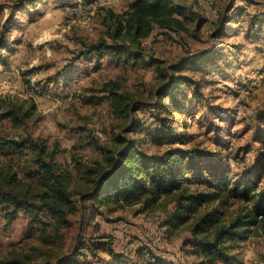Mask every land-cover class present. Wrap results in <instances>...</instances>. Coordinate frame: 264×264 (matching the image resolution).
Listing matches in <instances>:
<instances>
[{
    "label": "rangeland",
    "instance_id": "obj_1",
    "mask_svg": "<svg viewBox=\"0 0 264 264\" xmlns=\"http://www.w3.org/2000/svg\"><path fill=\"white\" fill-rule=\"evenodd\" d=\"M17 1L0 0L1 30L10 28L6 21L10 7ZM77 1L37 0L35 4L26 5L27 9L38 7L32 12L33 20L29 21L21 11L15 13L18 26L13 23V29L7 34L20 41L13 63V69L18 72L17 75L9 72L0 80V102L11 97L35 103L36 111L27 124V133L44 139L51 148L57 147L55 160L70 172L68 183L73 204L67 215L71 225L55 228L50 227L53 220L45 214L19 213L15 220L7 222L0 212V264H10L11 260H19L20 264L55 263L61 255L78 248L77 251L84 252L94 264H109L112 257L105 251L90 253L89 246L93 248L100 241L121 253L123 264H154L156 261L197 264V259L184 251L183 239L188 234H169L160 225L159 218L165 215L160 208L146 210L134 204L109 212L90 204V200L81 199L91 188L92 177L96 176L86 174L83 165L98 168L104 162L102 148L111 147L116 134L135 138L148 153L159 154L165 148L146 128L127 131L133 120L116 115L109 100L103 98L102 89L104 84L113 81L120 85V92L128 94L129 100L148 103L160 82L159 73H168V66L177 65L186 50L192 52L211 43L224 53L235 49L237 58H231L234 62L229 69L204 75L206 71L190 68L185 73L203 77L202 88L208 106L188 98L181 111L162 112V115H169L176 133L184 136L186 146L180 144V147H194L203 154L207 166H222L243 184L263 187L264 41L262 35L252 41L243 31L246 13L258 14L264 0H252L249 5L235 0L231 11L237 12V6L244 5L245 14L239 24H230L232 28L219 40L209 35L214 28L212 24L229 0H204L203 7L197 0H174L193 7L196 12L201 8L206 22L198 31L195 22L188 21L185 33L153 34L142 42L144 58L137 63L93 58L73 61L84 44L105 37V27L101 24L103 11L99 9L111 8L120 13L132 0H95L89 20L66 13L65 6ZM33 70L36 72L27 76ZM62 75H72L73 79L64 83ZM33 86L35 93L30 96L29 89ZM72 90L74 95L68 98ZM150 114L147 108H141L132 113V119L149 124L153 122ZM24 133L23 128L14 127L7 119L0 120V135L10 138ZM24 160L0 150V166L9 165L12 171H18L19 178L27 181L21 171ZM82 204H88L84 213ZM237 259L236 264H264V225L260 221L251 228L247 239L240 242Z\"/></svg>",
    "mask_w": 264,
    "mask_h": 264
},
{
    "label": "trees",
    "instance_id": "obj_2",
    "mask_svg": "<svg viewBox=\"0 0 264 264\" xmlns=\"http://www.w3.org/2000/svg\"><path fill=\"white\" fill-rule=\"evenodd\" d=\"M36 1L18 0L10 7L9 14ZM242 1L246 5L252 4V0ZM234 2L229 0L225 4L212 25L210 38L219 40L232 28L230 24L240 23L245 7L239 6L232 14ZM192 8L174 0H132L120 13L111 8H100L105 37L84 44L73 61L93 58L96 61L137 63L144 58L142 42L153 34L185 33L188 21H194L195 30H200L206 22L205 16L201 8L198 12ZM245 20V37L257 41L264 34V9L258 14L246 13ZM7 46L4 32L0 31V49ZM234 50L224 53L213 43L192 52L186 50L177 65L168 66V73H159L160 82L148 103L129 100L127 93L120 92L118 83L109 81L104 84L103 98L109 100L111 110L120 117L133 120L127 131L146 128L165 148L159 154L148 153L135 138L116 134L113 145L102 148L104 162L98 168L83 165L86 174L96 175L91 179V188L81 195L83 201L90 200V204L104 207L109 212L134 204H140L146 210L160 208L165 213L160 225L169 234H188L183 239L184 251L195 257L197 264H236L240 242L247 239L258 221L264 225V186L245 185L234 175L232 177L226 168L207 166L198 149L180 147V144L186 146L184 136L176 133L175 123L162 112L181 111L188 98L208 106L202 88L203 77L185 73L190 68L206 71L204 75L229 69L234 62L231 58H237L238 53ZM0 63H4L1 51ZM61 77L64 83L72 79V75ZM141 108L149 110L154 123L132 119V113ZM35 111L36 105L30 100L9 97L0 102V120L7 119L25 132L20 137L0 135V150L18 156L20 160L25 159L21 171L27 178V181L19 178L18 171H12L9 165L0 166V212L7 222L15 220L19 213L45 214L53 220L51 228L70 226L67 220L73 204L68 183L70 172L55 160V145L51 148L44 139L27 133V124ZM142 123L147 124L146 127ZM87 207L88 204L81 205L83 213ZM89 249L94 255L99 250L108 253L112 257L109 264H123V255L103 241L93 248L89 246ZM77 250L71 249L55 263L48 261L46 264H94L84 252ZM18 261L11 260L10 264H20ZM154 264L164 263L156 261Z\"/></svg>",
    "mask_w": 264,
    "mask_h": 264
},
{
    "label": "crops",
    "instance_id": "obj_3",
    "mask_svg": "<svg viewBox=\"0 0 264 264\" xmlns=\"http://www.w3.org/2000/svg\"><path fill=\"white\" fill-rule=\"evenodd\" d=\"M199 1V4L203 7V3H204V0H197ZM242 1V0H241ZM264 3V1H262ZM36 3V2H35ZM34 3V4H35ZM244 3V2H243ZM246 5V4H245ZM241 6V5H239ZM237 6V8L239 7ZM244 6V5H242ZM27 6L26 5H22V7H20L18 10H15L12 15L9 14L6 23H9V26L10 28L6 29L5 31L1 30L0 31H3L4 32V36H5V43L8 45L7 48L4 47V48H1L0 51L2 49L5 50V52H2V57L4 59V63H0V80L2 79H5L7 75H9L10 73H17V69H13V63H15V59H14V54L16 53V48L17 46L20 44V41H18V39H11L10 37L7 36V34L13 29V23L15 24V27L18 26L16 25V23L18 22L16 17L14 19V15L15 13L17 12H23L24 16L26 18L29 19V21L33 20V17L31 16L33 13V10H36L38 7H36V5L34 6V8L30 7V8H26ZM235 7V5L233 6V8ZM233 8L231 10H233ZM236 8V9H237ZM262 8L264 9V4H262ZM3 9V8H2ZM262 10V9H261ZM232 14L236 13L231 11ZM217 21V20H216ZM216 21H214V24L216 23ZM232 24H239V23H232ZM213 25V24H212ZM231 26V25H230ZM239 26V25H238ZM239 30H242V28L240 27ZM244 32V31H243ZM244 34V33H243ZM245 36V35H244ZM264 41V34L262 33V42ZM10 72V73H9ZM29 72V71H28ZM32 72H36V71H31V73H27V76H30L32 75ZM17 75V74H16ZM73 79V78H72ZM45 90L47 89V87L44 88ZM57 92H60V91H57Z\"/></svg>",
    "mask_w": 264,
    "mask_h": 264
},
{
    "label": "built area",
    "instance_id": "obj_4",
    "mask_svg": "<svg viewBox=\"0 0 264 264\" xmlns=\"http://www.w3.org/2000/svg\"><path fill=\"white\" fill-rule=\"evenodd\" d=\"M93 4H95V0H90V1L79 0L76 3L66 5L65 11L68 15H78L83 20H89L90 14L94 10ZM1 51L5 52L4 49H2ZM29 90H30V92H29L30 96H32L35 93L34 86ZM73 95H74V90H72L68 93V98H72ZM162 218L163 217H160L159 221H161ZM259 218H261V216H259ZM254 263H257V261H254Z\"/></svg>",
    "mask_w": 264,
    "mask_h": 264
}]
</instances>
